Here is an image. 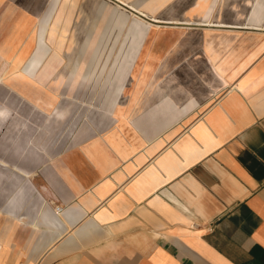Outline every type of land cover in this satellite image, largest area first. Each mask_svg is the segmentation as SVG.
<instances>
[{
    "label": "crops",
    "instance_id": "obj_1",
    "mask_svg": "<svg viewBox=\"0 0 264 264\" xmlns=\"http://www.w3.org/2000/svg\"><path fill=\"white\" fill-rule=\"evenodd\" d=\"M51 1L62 0H0V18L18 30ZM159 2L137 5L153 15ZM244 19L206 36L219 48L227 34L231 60L246 38L237 59L249 62L229 85L204 48L166 47L107 108L106 130L69 138L39 185L10 193L0 264H264V13Z\"/></svg>",
    "mask_w": 264,
    "mask_h": 264
},
{
    "label": "rangeland",
    "instance_id": "obj_2",
    "mask_svg": "<svg viewBox=\"0 0 264 264\" xmlns=\"http://www.w3.org/2000/svg\"><path fill=\"white\" fill-rule=\"evenodd\" d=\"M159 1L128 0L146 9ZM195 1L163 0L159 2L163 4L162 7L153 16L162 17L160 20L165 21L205 19L192 13ZM58 4L57 1H51L39 15L34 9L23 27L11 32L6 30L4 20L0 18V255L5 253V200L10 197V193L27 187L29 177H33L34 185H39V172L48 169L46 165L49 158L63 153L69 138L99 136L103 129L106 130L104 118L108 116L107 112H112L107 108L115 107L118 100L122 99L118 86L129 80L131 75L144 72V60L159 59V53L162 52L161 59H164L165 50L159 52V46L164 49L168 47L174 53L181 52V43L187 44L189 49L198 47L203 50L209 29L213 28L208 25L172 23L154 26L155 31L151 33L154 42L146 47H153L154 52L146 54L144 46L140 48L142 56L138 55L135 61L130 58L115 61L116 56L126 51L120 49V45H123L127 28L112 23L118 4L114 0H78L74 25L68 37L75 40L69 45L73 58L65 61L66 64L70 63L69 68L59 69L66 76L59 82L53 78L55 75L44 80H33L32 77H36L41 68H29L30 60L37 51L39 32L51 22ZM121 11L137 14L125 5H122ZM230 12L226 8L221 13H214L210 19L215 24L220 20L231 21ZM191 26L203 29L188 31ZM160 33L164 35L160 36ZM88 37L93 40L90 44L85 42ZM65 51L63 54L67 55ZM45 59H41L42 63ZM120 64L129 65L128 71L121 75L119 71L115 74ZM158 64L160 66L155 68V72L163 69V62ZM76 70H80L82 76L73 79L75 75L71 72ZM30 71L36 75L32 73L29 76L27 73Z\"/></svg>",
    "mask_w": 264,
    "mask_h": 264
},
{
    "label": "bare ground",
    "instance_id": "obj_3",
    "mask_svg": "<svg viewBox=\"0 0 264 264\" xmlns=\"http://www.w3.org/2000/svg\"><path fill=\"white\" fill-rule=\"evenodd\" d=\"M77 1L78 0H62L57 5L55 13L51 18V22L46 27H43L39 32L37 51L34 54L33 58H31L30 60L31 65L29 66V68L31 66H35L34 69L32 70H35L38 66H41V68L39 67L40 68L38 72L39 74H37L36 77H32L33 80H44L49 76L55 75V77L53 78H55V80L57 79V81L59 82L63 80L64 77L66 76V74L60 72L59 69L61 67H64L66 69L69 68L70 63L66 64L65 61L68 60L70 61L73 58L72 47L70 48L69 45L71 43H74L75 40L73 38L70 39L68 37L74 25V17L76 16L75 9H76ZM117 1H118L117 3L118 7L115 8L116 15L113 17L112 23H114L119 27L125 26L127 28V32L125 33L126 37L124 38L123 45L122 44L120 45V49L123 48L126 51L124 52V54H119L118 56H116L115 61H117L118 59L122 60L127 58L134 60L136 57H138V55L142 56L140 55L141 54L140 48L144 46L146 48L147 46L152 45L154 42L153 39L151 38V33L155 31L154 26L159 27V25H162L164 23H173L180 25H202V26L208 25V26H221V27L234 26V25L245 26L247 23L243 22L246 20L244 19V17L252 16V19H248V20L253 21L255 19V16H259L262 13H264V0H196L193 5L192 12L196 13V15L205 17V19L187 18L183 20L177 19V21H165V20H160V18L162 19V17L153 16L149 11L139 8V6L136 3H130L128 2V0H117ZM220 1H223L224 3L221 2L220 5L219 3ZM106 5L109 6L108 4ZM122 5L129 7V9L137 12V14L132 13V15H130L128 13H124L123 11H121ZM222 6H227L230 8L231 12L229 13V16L232 15L231 17L234 19H231L229 17L232 21L220 20L215 24L214 23L215 21L210 19V16L213 15L212 12L215 9V7L217 9ZM157 9L158 6L150 8V11H156ZM144 16L148 19H145ZM257 25L258 24L252 26L256 27ZM159 35L163 36L164 34L160 33ZM213 38L214 36H211L209 37L208 40L204 41L205 43L204 51L206 52L205 59L209 61L211 64L210 68L207 69L210 71L215 70L217 77L220 80L219 83L220 86L225 87L229 85L234 78H236L242 73V71L245 69V67L249 62L244 60L239 61V59H237L239 58L240 49H242L244 43L246 42V38L244 36H237V39H241L242 43L234 48V51L232 52V60L230 59V53L228 51L230 37L227 34L225 35L222 34L219 37H216L220 41L219 48L217 47L214 48ZM85 42L86 44L88 43L90 44V42H93V40L89 39L88 37ZM128 47H130L131 50H127ZM65 50L68 52L67 55L63 54V51ZM164 50L165 49L162 48V46H159V52H162ZM145 53L151 54L152 50L150 51L148 47L146 48ZM42 57L43 58L46 57L43 63L41 61V59H43ZM218 58L219 61H217ZM234 58L237 59L235 62L238 63V64L236 63L235 66L233 65ZM213 61H216L214 65H213ZM128 66H123L120 64L116 69L115 74H118V71L120 75L123 74L125 71L127 72ZM152 67H153V63L151 62L148 63L145 66L144 72L135 76L133 82L131 81L123 82L118 86V89L121 91L122 94H127L133 92L134 90H138V88L142 85V83L140 82L146 79ZM31 71L27 74L29 75L34 73V72L31 73ZM79 71L76 70L71 72L72 75H75L73 79L82 76L80 73L81 71L80 72ZM92 73L93 72H91L90 75H92ZM34 74L36 75V73ZM136 80H139V82H135Z\"/></svg>",
    "mask_w": 264,
    "mask_h": 264
}]
</instances>
